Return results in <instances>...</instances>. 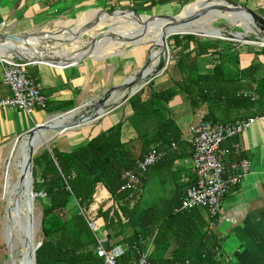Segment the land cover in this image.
I'll return each mask as SVG.
<instances>
[{
    "label": "trees",
    "instance_id": "trees-1",
    "mask_svg": "<svg viewBox=\"0 0 264 264\" xmlns=\"http://www.w3.org/2000/svg\"><path fill=\"white\" fill-rule=\"evenodd\" d=\"M131 1L133 8L152 9L193 0ZM225 1H241L246 7L249 1L252 7L260 1L261 6L256 7L264 17V0ZM218 44L189 35L166 40L179 80L168 78L169 84L157 89L156 81L151 80L143 93L127 100L130 115L126 123L136 140L122 141L124 124L119 122L70 152L53 148L34 155L32 192L41 214L35 264H103L96 253L95 228L89 227L97 221L104 225L107 246L124 248L117 264H134L146 241L152 247L146 255L149 264H224L214 230L216 220L211 221L202 208L181 210L184 192L195 185V176L182 196L171 194L138 209V192L144 185L138 163L145 151L156 149L162 154L161 161L181 139L167 108L176 96H182L193 112L203 106L202 122L236 123L264 113V48L245 46L241 51L234 43L229 48ZM204 64L210 65V73L199 72ZM163 65L161 61L160 67ZM136 141L138 145H134ZM125 172L135 173L139 186L121 191ZM166 252L170 256L160 258Z\"/></svg>",
    "mask_w": 264,
    "mask_h": 264
},
{
    "label": "crops",
    "instance_id": "crops-1",
    "mask_svg": "<svg viewBox=\"0 0 264 264\" xmlns=\"http://www.w3.org/2000/svg\"><path fill=\"white\" fill-rule=\"evenodd\" d=\"M132 5L131 0H0V33L21 35L75 29L80 21L85 20L84 24L91 22L100 11L110 12L114 7L128 10ZM88 36L84 35L83 43L56 46L51 48V52L56 56L63 53L73 57L86 44ZM1 70L0 65V100L9 95L1 84ZM26 70L45 98L46 109L37 110L36 118L18 110L0 111V166L5 164L17 138L41 125L36 122L40 120L41 112L56 116L77 109L86 102H96L106 92L121 85L130 69L123 63L115 65L109 59L87 58L65 67L31 65ZM210 70L208 64L199 67L201 74H208ZM166 84H169L168 78L157 80L154 87L157 89ZM167 108L180 130L181 139L173 145L174 149L164 153V162L159 161L141 176L144 185L138 192L139 211L171 194L182 196L194 181L190 129L199 123L205 108L202 106L193 112L182 96H176ZM129 115L126 103L119 104L93 123L55 135H63V140L52 142L51 146L59 152H70L119 122L124 124L122 141L136 140L134 131L126 123ZM249 118L255 119L250 128L221 145L222 151H228L222 156L225 180L239 172L238 163L243 160L250 163L249 172L223 197L216 220L214 230L220 241L224 264H264V113ZM150 150H146L144 155ZM94 228L98 239H105L103 223L97 221ZM151 251L150 242L146 241L143 254L148 256ZM169 256L166 252L160 258Z\"/></svg>",
    "mask_w": 264,
    "mask_h": 264
},
{
    "label": "water",
    "instance_id": "water-1",
    "mask_svg": "<svg viewBox=\"0 0 264 264\" xmlns=\"http://www.w3.org/2000/svg\"><path fill=\"white\" fill-rule=\"evenodd\" d=\"M219 1L222 2L223 7L219 8L222 13H242L244 15L243 23L241 24H232L233 26L239 27L242 30V33L237 34H227V37H224V34L221 33L219 29H212V33L209 36L210 39L215 40H225V41H241L245 34H247L248 30L251 29L253 35L256 37H260L262 41H264V17L258 15L254 11L250 10L246 6L240 3H231L225 0H210L209 2ZM131 15L135 22L139 21V16L133 10H119L114 12L108 11H100L95 18L82 26L76 27L75 29H62L52 33H36V34H10V33H0V54L1 57L11 58L13 62L23 64L26 66L31 65H45L51 67H65L77 64L82 60L87 58H94V52L96 49L102 47L108 42H119L123 44H128L131 41V38L122 39L120 36L111 34L112 29L106 30V32L92 36L89 34L86 44L82 46V48L74 53L73 57L67 56L66 54L61 53V55H55L51 52V48H55L56 46L61 45H74L81 43V39L95 29L103 18H119L126 15ZM206 15V12H198L197 14L185 18L179 19V15L177 16H163V15H155L149 18H145L143 22L139 21V24L142 23V26H146L151 20H160L169 23V26L172 28H176L179 26H183L185 24H189L190 22H194L201 17ZM196 32V31H195ZM195 32H187V33H175L173 35L163 34L161 36L162 46L166 47V40L172 36H195L199 38H204V35L195 33ZM134 39V38H132ZM80 41V42H79ZM264 48V45H262ZM95 50V51H94ZM152 48L149 49L148 55L151 53ZM0 57V58H1ZM164 63V62H163ZM149 68V59H146L141 69L138 71L136 76L130 80V78H126L124 82L112 88L110 91L106 92L105 96L99 98L96 102H86L82 106L77 109L64 112L59 117L63 115L73 114V119L71 122L65 124L60 127H53L50 129V121L42 123L41 125H37L32 128L29 132L18 137L16 142L22 141L23 139H27L28 142H31L37 134L40 132L47 131H58L59 133L76 129L84 124H90L97 120H99L102 116L106 114L105 110L108 109L111 104V97L115 95L118 91L124 90L125 94L122 96V99L119 104H124L127 100L138 93H143V89L146 85L149 84L150 79L152 80L154 75H151L147 78H144L142 74L148 70ZM161 68V67H160ZM158 69L156 70V72ZM140 87V88H139ZM138 88L137 91L132 93L133 89ZM34 157V153L29 151L27 153V168L26 172H28V182L23 192H19L18 195L24 194L25 205H28V209H26V217L24 220L25 225L21 228V241L25 245V252L20 253V259L17 264H35V252L40 247V243L33 245L32 242V225H33V202L37 197L36 194L32 192V159ZM8 156L6 157V161ZM4 189H8V180H4ZM19 183L16 180L17 185ZM21 186V185H19ZM19 190V189H18ZM16 194V197L18 198ZM19 203V200L15 202V204ZM16 205H14V209L16 211ZM13 209V211H14ZM18 217V216H16ZM40 226V223H39ZM9 264H16L11 252L8 254Z\"/></svg>",
    "mask_w": 264,
    "mask_h": 264
},
{
    "label": "built area",
    "instance_id": "built-area-1",
    "mask_svg": "<svg viewBox=\"0 0 264 264\" xmlns=\"http://www.w3.org/2000/svg\"><path fill=\"white\" fill-rule=\"evenodd\" d=\"M0 65L1 84L9 93L0 100V111L18 110L29 116L34 110L46 109L45 98L36 83L28 77L26 65L15 63L7 57L0 58ZM254 122V118L242 119L236 123H211L200 120L190 129L191 166L195 185L185 190L181 210L202 208L206 210L211 221L217 220L223 197L239 184L250 168V163L243 160L237 164L239 172L225 180L222 156L228 151H222L221 145L240 135ZM161 157L160 152L151 149L138 163V173H146ZM122 179L124 184L121 191H130L140 184L139 178L132 172L123 173ZM210 225L213 226V223ZM89 227L94 230V225ZM96 253L103 264H117L124 254V248L121 245L109 248L106 239H97ZM134 264H149L147 256L139 254Z\"/></svg>",
    "mask_w": 264,
    "mask_h": 264
},
{
    "label": "rangeland",
    "instance_id": "rangeland-1",
    "mask_svg": "<svg viewBox=\"0 0 264 264\" xmlns=\"http://www.w3.org/2000/svg\"><path fill=\"white\" fill-rule=\"evenodd\" d=\"M197 1H200V0H193L191 3H183L182 5L170 4V5L160 6V7L152 8V9H150L149 6L137 7V8H131L132 6H130L128 10L135 11L140 18L141 17L142 18H149V17L155 16V15L177 16L180 13V11L185 8V6H188L190 4H194ZM238 2L241 3V1H238ZM251 4L252 3H250V1H249L247 4V7L259 15V12L257 10V9H259V7H256V6H261L260 1H258V2L255 1L253 3L255 5V7H252ZM80 23H81V21H80ZM124 25L125 24H123V21H121V20H119L118 22L117 21L116 22H110L108 20H102L100 22V24L95 29H93L92 31H90L87 34H91L92 36L98 35V34L106 32V30L111 29L112 27H113V29H115L118 32H127L128 33V32H130V30H135L134 28L125 27ZM205 27H209L210 29H219L221 31V33L224 34V37H227V34L242 33V30L239 27L233 26L224 20H211V21L207 22V24H205ZM252 36H254L253 32L251 29H249L247 34H245V36L243 37V39L241 41H237V40H235V41H225V40L221 41V40H215V39H210V38H201V39L205 40V41L220 42V44H218V47H220V48H229V45H230L229 43H234V44L240 45V47H242L241 51H245V48H244L245 46L259 48V47H262V45H264V41H262L260 37L254 36L255 40H253V41L250 40V38ZM143 37H145V36H143ZM148 38L152 39L151 36H148V37H146V39L144 38V41H143L144 43L137 44L136 46L120 43V45L115 46L108 53L104 54L102 52L100 55H94L95 56L94 58L99 59V60L109 59V61L112 62L113 64L115 63V65L116 64L120 65L123 63V64H125V67H129V69H130L129 71H127L125 77L130 78V77L136 76V74L141 69L142 65L144 64L145 60L148 59L149 49L152 48L151 53L149 55V62H150V58L153 54V49L155 48L154 44H152L151 41H147ZM81 41L83 43V42H85V39H82ZM110 44L112 45L110 47H113V45H115L113 43H109V45ZM259 44L260 45L262 44V45L260 46ZM77 50H78V48H77ZM69 51L70 50H68V52ZM104 51H106V50H104ZM165 52L168 56V59H165V58L162 59L161 58V60L164 61V65L162 68L158 67V71L155 72L152 80L157 81L160 79L169 78V79H173V80L177 81V80H179V76H178V73H177L176 68L174 66L173 60H172L173 53L171 52L170 49L168 50L167 46L165 47ZM150 81H151V79H150ZM117 93L123 95V94H125V91L121 90V91H118ZM120 101L114 102V100H112L110 102L111 106L109 107V109H112L113 107L119 106ZM109 109H106L105 112H107ZM38 113L39 112H37V110H34L31 117L36 118ZM61 114H63V113H59L56 115H61ZM52 117H53V114H49L48 112L43 111V112H41L40 120H37L36 122L42 124L45 119H47V118L51 119ZM85 125H88V124H85ZM62 137H63V135L55 136V138L49 140L48 143L44 144V146H42L40 148V150L39 149L35 150L34 155H37L42 150L53 149V147L51 146L52 142H57L58 140H63ZM19 142H21V141H19ZM19 142L16 143L15 149L13 148L14 147V145H13V147L10 148V150H9V152H10L9 154H11L13 152L12 149H14V153H13L11 163H10L8 170H7V180H8V189L7 190L4 189V182H5L4 180H6V179H4V177L6 176L5 175V164H6V162H5V164L0 166V264H9V259H8L9 251L11 252L13 259H14L15 263L17 264V262L20 259V252L22 251V247L20 245L21 243H20V241H18V238L17 239H16V237L13 238V235H11L10 233H8V236L6 235L7 229H9L8 225L10 224L8 222V220H9L8 215L9 214H7V213H8V211L13 210V208H14L13 201H11L12 194L10 193V189H11V186L13 185V183H14V185L16 184V180H17V172H16L15 165H16V161H17L16 154H17V151L20 149ZM18 147H19V149H18ZM32 213H33L32 214L33 225H32V230H31V232H32L31 236H32L33 245H36L40 242L38 234H39V227H40L39 223H40L41 214H40V209H39L38 205L35 203V201L33 202ZM4 256L7 257V259H4Z\"/></svg>",
    "mask_w": 264,
    "mask_h": 264
},
{
    "label": "bare ground",
    "instance_id": "bare-ground-1",
    "mask_svg": "<svg viewBox=\"0 0 264 264\" xmlns=\"http://www.w3.org/2000/svg\"><path fill=\"white\" fill-rule=\"evenodd\" d=\"M223 4L222 2L219 1H213V2H209V0H200L197 1L194 4H190L188 6H185L184 9H182L180 11V16L179 19H185V18H189L195 14H197L198 12H206V15H204L203 17H201L200 19L194 21V22H190L189 24H185L183 26H179L176 28H172L171 26H169V23L165 22V21H160V20H151L145 27L142 26V23L139 24L138 22L140 21H144L145 18H139L138 22H135V20L132 18V16L126 15L123 17H119V18H109V17H104L103 20H108L110 22H118L119 20L123 21V24H125V27H130V28H134L135 30H130V32H118L115 29H112V33L114 35L120 36V38L122 39H128L131 38V41L129 42V45H134L136 46L137 44L140 43H144V38L146 39V37L151 36L152 39H149L147 41H151L152 44H154L155 48L153 49V54L150 58V62H149V68L148 70H146L142 76L144 78H147L151 75H154L156 70L158 69V67H160L161 61L164 62L162 59H168V56L165 52V46H162L161 43V36L163 34L166 35H173L175 33H187V32H195L201 35H204V38H210L209 36L212 33V29H210L209 27H205V24H207V22L211 21V20H224L226 22H228L229 24H241L243 23L244 20V15L242 13H222L219 8H222ZM178 14V15H179ZM144 15V14H143ZM85 20H83L81 23L79 22L78 26H82L84 25ZM114 24V23H113ZM207 26V25H206ZM119 27V26H118ZM145 36V37H143ZM245 36V35H244ZM134 38V39H132ZM109 43H113L115 45H113V47L111 44L109 45ZM117 43V44H116ZM120 45V43L118 42H108L105 45H103L102 47L96 49V51L94 52V55H100L102 52L108 53L109 51H111L115 46ZM260 45V44H259ZM262 45V44H261ZM260 45V46H261ZM110 47V48H109ZM107 48V49H106ZM124 48V47H123ZM106 50V51H104ZM150 55V54H149ZM149 55H148V59H149ZM1 57V54H0ZM134 77V76H133ZM130 78V80H132V78ZM140 88V87H139ZM138 88L133 89L132 93H134L135 91H137ZM124 95V94H123ZM122 94L119 93H115V95L113 97H111V101L114 100V102L120 101L122 99ZM73 114H69V115H63L61 117H59L58 115L53 116L51 119H49L50 121V129L53 127H60V126H64L65 124L71 122V120L73 119ZM66 132V131H65ZM63 133V132H62ZM57 134H61L58 131H47V132H40L39 134H37L35 136V138L31 141L28 142L27 139H23L21 142H19L20 144V149L18 147V151L16 154L17 157V161H16V172H17V180L19 181V183L17 185H13L11 186L10 189V193L12 194V199L11 201H13V205H16V211L14 209L8 211L7 214L8 215V222L10 223L8 226L9 229H7V236L8 233H10L11 235H13V238L16 237V239L18 238V241H20V245L22 247V251L21 252H25V245L23 244V241H21V228H19V226L22 225V227L25 225L24 220L26 217V209H28V205H25V200H24V194L21 196L18 195L19 192H23V189L25 188V186L27 185L28 182V177L29 174L28 172H26V168H27V153L29 151L31 152H35V150H40V148L42 146H44V144H46L51 138H53L55 135ZM17 142H15L14 144V149H15V145ZM14 149H12V153L8 154V159L6 161L5 164V177L4 179H7V170L8 167L11 163L12 157H13V153H14ZM17 149V148H16ZM12 184V183H11ZM21 185V186H19ZM19 189V190H18ZM16 194L18 195V198L16 197ZM19 200V203L15 204V202H17ZM10 207V206H9ZM18 216V217H16ZM4 232V231H3ZM20 252V253H21Z\"/></svg>",
    "mask_w": 264,
    "mask_h": 264
}]
</instances>
